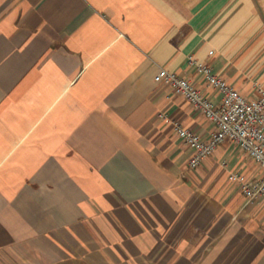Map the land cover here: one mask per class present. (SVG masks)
I'll use <instances>...</instances> for the list:
<instances>
[{
	"label": "crops",
	"instance_id": "obj_1",
	"mask_svg": "<svg viewBox=\"0 0 264 264\" xmlns=\"http://www.w3.org/2000/svg\"><path fill=\"white\" fill-rule=\"evenodd\" d=\"M212 51V52H210ZM205 63L264 87V0H0V264H264L260 175L233 140L196 168L175 122L215 126Z\"/></svg>",
	"mask_w": 264,
	"mask_h": 264
},
{
	"label": "built area",
	"instance_id": "obj_2",
	"mask_svg": "<svg viewBox=\"0 0 264 264\" xmlns=\"http://www.w3.org/2000/svg\"><path fill=\"white\" fill-rule=\"evenodd\" d=\"M198 68L209 84L222 93L219 102L207 98L188 78L165 67L155 75L157 82L166 83L174 92L183 95L214 123L210 138L205 140L199 132L175 122L178 135L192 149L187 165L196 168L221 141L231 139L258 164L261 173L250 177L242 171L232 170L229 180L236 183L249 200H264V87H259L257 96L247 97L214 72L210 65L199 63Z\"/></svg>",
	"mask_w": 264,
	"mask_h": 264
}]
</instances>
